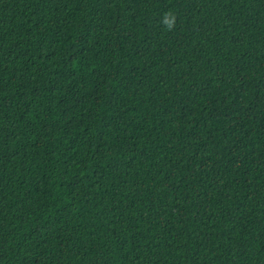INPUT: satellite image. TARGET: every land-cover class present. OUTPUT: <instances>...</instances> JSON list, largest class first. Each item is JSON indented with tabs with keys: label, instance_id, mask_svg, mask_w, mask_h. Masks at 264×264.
<instances>
[{
	"label": "trees",
	"instance_id": "16d2710c",
	"mask_svg": "<svg viewBox=\"0 0 264 264\" xmlns=\"http://www.w3.org/2000/svg\"><path fill=\"white\" fill-rule=\"evenodd\" d=\"M0 264H264V0H0Z\"/></svg>",
	"mask_w": 264,
	"mask_h": 264
}]
</instances>
